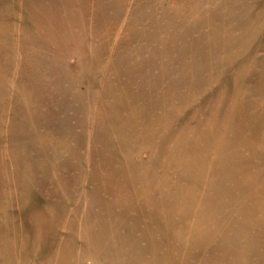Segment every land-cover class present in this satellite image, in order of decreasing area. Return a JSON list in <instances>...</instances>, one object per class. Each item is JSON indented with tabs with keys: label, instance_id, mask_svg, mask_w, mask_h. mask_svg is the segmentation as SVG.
I'll use <instances>...</instances> for the list:
<instances>
[{
	"label": "rangeland",
	"instance_id": "374dc122",
	"mask_svg": "<svg viewBox=\"0 0 264 264\" xmlns=\"http://www.w3.org/2000/svg\"><path fill=\"white\" fill-rule=\"evenodd\" d=\"M0 264H264V0H0Z\"/></svg>",
	"mask_w": 264,
	"mask_h": 264
}]
</instances>
